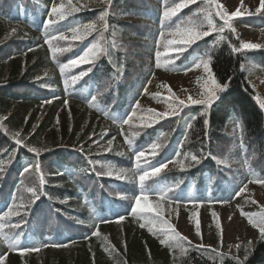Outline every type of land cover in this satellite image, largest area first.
Wrapping results in <instances>:
<instances>
[{"label": "trees", "instance_id": "obj_1", "mask_svg": "<svg viewBox=\"0 0 264 264\" xmlns=\"http://www.w3.org/2000/svg\"><path fill=\"white\" fill-rule=\"evenodd\" d=\"M180 2L111 0L107 8H81L60 20L51 17L52 0H0V215L7 207L20 213L0 220V254H7L6 264H237V257L211 248L161 244L153 219L131 213L138 175L163 164L167 167L146 180L145 190L158 197L153 189L170 188L172 199L166 201L185 207L230 205L241 187L264 179V110L247 70L254 64L264 74V48L233 51L244 41L236 31H219L223 21L213 0H196L165 19L163 12ZM49 18L58 22L45 27L42 22ZM209 20L216 30L166 71L183 73L208 61L215 78L229 84L226 91L210 108L198 105L147 128L124 123L158 69L153 59L162 48L160 33L178 25L209 31ZM89 23L96 30L73 40L71 30L80 26L82 33ZM231 23L264 31V14ZM10 26L16 31L8 36ZM28 31L36 37L27 36ZM59 35L68 39H52ZM69 45V51H54ZM90 49L92 64L61 73V65ZM89 68L73 83V76ZM64 103L69 111L63 122L47 113ZM41 114L37 124L34 117ZM17 138L23 146L15 144ZM153 144L157 154L142 158L137 170L136 154L147 155ZM209 152L215 159L205 158ZM192 154L199 163L191 161ZM109 170H124L132 180L109 177ZM32 188L40 196L35 203ZM16 237L18 244L10 247ZM16 247L39 251L21 256ZM243 259L239 264H264V240L258 238Z\"/></svg>", "mask_w": 264, "mask_h": 264}, {"label": "rangeland", "instance_id": "obj_2", "mask_svg": "<svg viewBox=\"0 0 264 264\" xmlns=\"http://www.w3.org/2000/svg\"><path fill=\"white\" fill-rule=\"evenodd\" d=\"M111 0H71L73 6L78 10L81 8L105 7L109 6ZM214 3H220L229 13L235 11L238 7L244 13L243 16L258 15L256 9L260 0H213ZM56 5L62 2L67 5L68 0H52ZM67 11V8L65 9ZM251 13V14H248ZM58 17L56 15H53ZM240 18V17H239ZM238 35L244 42L257 43L264 46V31L254 32L248 28L236 27ZM16 31L15 26H10L7 35ZM175 32L164 35L162 42L161 55L157 58L161 66L169 63V58L175 57L171 46L165 47L166 41L169 39L178 40L180 35L173 34ZM31 36V33H25ZM34 36V35H33ZM66 52V51H64ZM167 53V54H166ZM93 55V53H92ZM250 82L253 85L258 100L264 103V77L255 68L249 69ZM209 73L205 72L203 66L187 74L169 76L164 71L159 70L149 85L146 98L139 104L138 110L131 120L133 129L147 128L151 124L157 122L156 116L160 113H168L172 116L175 111L179 114L184 108L192 106L189 101L191 99L206 98L205 81L208 79ZM184 100L188 106L179 105L178 101ZM64 104L54 106L47 113L52 114L56 120L64 121L68 115V108ZM194 106V105H193ZM43 115H35L34 120L37 124L42 120ZM165 118V117H164ZM163 119V118H162ZM161 120V119H160ZM151 122V123H149ZM113 144H107L106 148H111ZM151 179V178H150ZM155 203L158 199L150 198ZM161 216L156 217L154 213H148L157 224L156 230L159 236L166 238L164 232L165 221L171 224L174 229L185 237L186 240H180L178 243H190L191 245H204L205 247H214L239 256L246 257L255 246L259 237V231L253 228L249 222L247 215L258 214L264 209V185L248 186L240 194L237 202L233 205H218L213 207H183L171 205L166 201L162 202ZM215 213V215H213ZM199 222L200 234L196 232V223ZM176 242V241H175ZM239 245V247H237Z\"/></svg>", "mask_w": 264, "mask_h": 264}, {"label": "snow or ice", "instance_id": "obj_3", "mask_svg": "<svg viewBox=\"0 0 264 264\" xmlns=\"http://www.w3.org/2000/svg\"><path fill=\"white\" fill-rule=\"evenodd\" d=\"M195 2H196V0H182V2L176 4L175 8H173L171 10H165L162 15L165 19H170L172 16L176 15L179 11H181L184 7L188 6L191 3H195ZM241 3H242V0H241ZM215 7L217 9L216 15L220 18V20L223 21V24L220 26L219 31L224 32L225 28H227L231 31H235L232 27L231 21L236 19V18L241 17L244 13H242L239 10V7L235 11L229 13L228 11H226L224 6H222L220 3H216ZM66 8H67V11L65 10ZM77 10L78 9L72 5L71 0H68L67 5L63 2L60 5H56L53 2V5L50 9V14L56 15L59 17L60 20H63L71 12H75ZM256 11H257V13L264 14V0H260L259 6L256 9ZM248 14H251V13H248ZM101 19H103V14L101 15ZM57 22L58 21H54L51 18H49V19L43 21L42 23L45 27H49V26H54L55 23H57ZM209 25H210L209 31H201V30H198L196 28L181 29L180 26L178 25L176 30H175V33H173V34L178 33L180 35V39H178V40H173V39L167 40L165 47L167 48L168 46H171L174 50L172 54L178 59V58L182 57L183 54L188 50V48H190L193 44H195L198 41H200L201 39L211 35L212 31L216 30V25L213 24L211 20H209ZM83 28L85 29V31L82 33H81L80 26L71 30L73 32V37H72L73 40H75V39L83 40L87 35H90L93 31L96 30L95 23H89L88 25H84ZM163 36H164V33L161 32L160 38L163 39ZM52 39L67 40L68 37H66L64 35H59V36L53 37ZM46 42L49 43L50 51H51L52 50L51 41L49 40ZM261 47H262V45L257 44V43L243 42V43H241L239 48H233V51L259 50V49H261ZM69 50H71V45H69V47L67 49L57 48L54 51L64 52V51H69ZM90 52H91V49L88 51H85L82 55H80L76 58L70 59L68 61V63L61 65V67H60L61 73H64L65 70H70L74 67H79L83 64H92L95 60V56L90 55ZM160 55H161V53L159 51H157L156 52L157 58H159ZM201 66H203L205 72L209 73L208 79L205 81V84H204V87H205L204 95L206 98L193 100V99H191V97H189V101L192 105H204V106L210 108L212 102L215 99H218V95H217L218 92L222 93V92L226 91L229 84L219 82L215 78V76L213 74H211V69H210V65H209L208 61H201L200 63H194L195 68H200ZM90 70H91L90 68L88 70H83L77 76H73L72 77L73 83H75L78 79L83 78V76L87 75ZM188 70L189 69H187V68L184 69V71H188ZM178 103H179V105L188 106L184 100H179ZM135 107H139L138 101L136 102ZM171 114L176 115L177 112L173 111ZM132 115H135V112H133ZM167 115H168V113L157 114V116H156L157 122L160 119L166 117ZM131 119H132V116H128V118L125 119L123 122L127 124V123H129V121ZM149 123H151V122H149ZM205 124H207V121H205ZM14 142L16 145L23 146L22 141L18 138L15 139ZM128 143L131 144L132 141L129 140ZM150 147L152 150L151 154L156 155L158 146L153 144ZM27 150L36 156L40 155L39 150L35 147H28ZM142 158H146V153L144 151L138 152L135 156V161H136L135 167L137 170H139L141 168V159ZM205 158L215 159V157L212 156L211 152H209L208 157H205ZM190 159H191V161H194L196 163L200 162V157H198L195 154H192ZM165 167H167V164L157 166L154 169L145 170L142 172V174L138 175L139 194L135 195V197H134V206H132V208H131L132 214L147 212V213H154L156 217L161 216L162 202H164L165 200H171L172 199V197L169 196V192L171 191V189L170 188L167 190H165L163 188L153 189V192H155L156 195L158 196V201L153 203L150 201L149 193L145 190V184H146V180H148L152 177L158 176ZM31 168H32V165H29V166L25 167L24 171L28 172ZM35 168L37 171L40 170L39 161H37ZM183 170H185V166L181 165V171H183ZM106 174L109 177H113V178L119 179V180H132V177H130L128 175V173L124 170H120V171L116 172L115 174L113 173V171L109 170ZM255 182L260 183V184H264V179H259V180H256ZM43 183H44V181L41 180V186L43 185ZM244 190H245V188L241 187L240 190L238 192H236V195L237 196L240 195ZM29 191L32 193V196H33L32 203H35V201L40 198L38 191L35 188L29 189ZM221 202H223V201H221ZM23 207L26 208L27 206L25 205ZM13 214L20 215L19 211L13 213L12 207H7V210L3 211L2 215H0V220H3L5 217L12 216ZM213 215H215V213H213ZM245 215H247L249 224L253 228L258 229L259 234H260L259 239L264 240V209H262L258 214H254V215L245 214ZM118 219L123 220L124 217L118 216ZM164 226L166 228V231L164 232L166 239H162L160 241L161 244H167L170 241L178 242L180 240H186V238L182 237L181 234L179 232H177L171 224H168L165 221ZM0 227H2V225H0ZM18 227H19V225H18ZM141 227H144V225H141ZM148 230L150 232L153 231V229L151 227ZM196 232L198 235L200 234L199 222L196 223ZM98 234H99L98 232H93V235H98ZM18 242H19V237H16L14 240H12L10 247H14L16 244H18ZM188 243L190 244L191 242H188ZM54 246L59 247L61 245H54ZM198 247L204 248L205 246L200 245ZM237 247H239V245H237ZM15 250L18 251L21 256H23L29 252H38L39 247H16ZM6 260H7V254H0V264H6ZM237 264H239L238 258H237Z\"/></svg>", "mask_w": 264, "mask_h": 264}]
</instances>
